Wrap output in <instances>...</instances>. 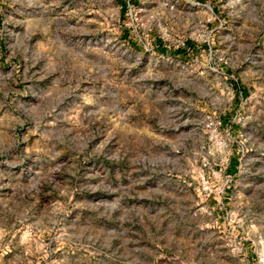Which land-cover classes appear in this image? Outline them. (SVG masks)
<instances>
[{
    "label": "rangeland",
    "instance_id": "374dc122",
    "mask_svg": "<svg viewBox=\"0 0 264 264\" xmlns=\"http://www.w3.org/2000/svg\"><path fill=\"white\" fill-rule=\"evenodd\" d=\"M0 264H264V0H0Z\"/></svg>",
    "mask_w": 264,
    "mask_h": 264
}]
</instances>
